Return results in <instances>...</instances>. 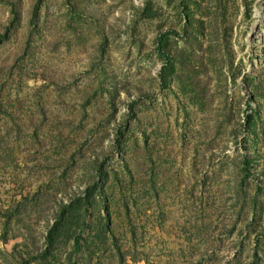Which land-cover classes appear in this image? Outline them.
Listing matches in <instances>:
<instances>
[{
	"label": "rangeland",
	"instance_id": "374dc122",
	"mask_svg": "<svg viewBox=\"0 0 264 264\" xmlns=\"http://www.w3.org/2000/svg\"><path fill=\"white\" fill-rule=\"evenodd\" d=\"M0 264H264V0H0Z\"/></svg>",
	"mask_w": 264,
	"mask_h": 264
},
{
	"label": "trees",
	"instance_id": "16d2710c",
	"mask_svg": "<svg viewBox=\"0 0 264 264\" xmlns=\"http://www.w3.org/2000/svg\"><path fill=\"white\" fill-rule=\"evenodd\" d=\"M163 35H164V34H163ZM163 35H162V36H163ZM162 36H161V38H162ZM161 38H160V37L158 38V42H159L158 50H159V52L161 51V47H160Z\"/></svg>",
	"mask_w": 264,
	"mask_h": 264
}]
</instances>
